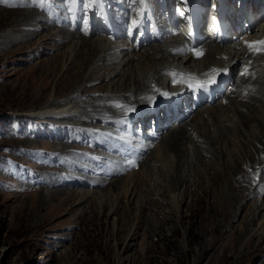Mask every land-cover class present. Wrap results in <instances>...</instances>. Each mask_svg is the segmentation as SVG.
<instances>
[{
    "label": "bare ground",
    "instance_id": "bare-ground-1",
    "mask_svg": "<svg viewBox=\"0 0 264 264\" xmlns=\"http://www.w3.org/2000/svg\"><path fill=\"white\" fill-rule=\"evenodd\" d=\"M136 1L122 0L121 3H115L113 0H105L109 5V10L105 11L109 18L102 23L104 11H98V16L92 17L91 10L96 11L97 6L91 9L85 8L83 5L88 0H76L75 3L73 0H48L52 9L45 7L39 0H24L25 3L31 2L35 8L29 9L26 6L28 9L12 10H4L7 8L3 6L5 3L16 6L18 3L15 0L13 2L4 0L5 3L0 0L3 5H0V19L7 18L5 25L9 28L8 32L0 34V47L26 41V46L30 47L31 51L39 50L41 47L59 48L51 55L53 63L47 62L46 70L53 74L61 67L65 72L69 71L71 65L76 68L68 76V79L73 78L76 84L66 97L72 98L73 101L65 102L66 98L48 100L41 109L29 110L20 115L36 121H58L59 124L63 123L62 121H69L65 127L61 126L67 130V138L78 146L81 143L89 146L91 150L98 144L102 151L95 153V150L92 156L104 160L105 155L106 165L115 166L113 171L116 169L121 171L120 167L131 166L133 161L129 159L130 157H136L138 160L144 155L141 168L149 162L151 168L159 172L161 175L159 177H163L159 178L158 182L161 185L154 191L155 193L152 192L151 187L144 189L143 192L147 196L146 201L157 208L158 216L161 217V219L158 216L153 219L151 213L147 214L155 231L162 229L161 222L169 220L170 216L174 215L175 226L169 230L170 234L166 230V234L173 236L179 227L177 223L181 220V202L185 200V205L187 204L190 209L194 203L196 188H199L202 195H209L206 218L212 220L209 222L215 226H211L210 240L204 244L207 246H199L197 253L213 252L216 250V244L222 241L224 236L223 231L222 236L215 234L221 232L220 225L222 226L226 221L224 230L232 228L230 221L237 219L238 213L246 209L244 205L247 204L250 196H264V184L262 182L259 184L260 181L264 182L262 177L264 176V54H252L245 46V42L264 40V10L258 12L247 0V5L242 7V11L239 10L241 11L239 15L234 11V17L231 19L233 24L225 23L217 28L210 23L204 28L205 22L201 33L183 39L179 30H174V21L187 9L186 5L190 6V0H165L162 5L165 14L161 12L158 20L155 21L156 31L152 30L151 26L149 30L146 21L151 8L157 7L158 0H144L143 4L140 0ZM223 2L229 13L232 0H223ZM128 3L129 7H127ZM214 3L216 4V0ZM259 4L260 0H255L254 7ZM120 5L124 10L120 11ZM36 7L40 11L37 12ZM59 7L62 13L57 9ZM236 8H239V5ZM9 12L13 13L11 19ZM125 14L127 21L124 20ZM30 20L33 23L30 24ZM134 20L138 27L129 35ZM241 22H244L243 27ZM40 23L41 30L44 28L51 30L40 35L41 30L37 29ZM60 23L71 28L59 25ZM77 23L80 25L79 31H76ZM25 25L31 27L24 28ZM237 29L240 35L232 40L230 32L236 34ZM52 41L54 46H46V43L51 44ZM196 51L201 55H195ZM135 55L137 58H134ZM168 55L171 58L167 57ZM56 59L59 61L56 62ZM245 71L246 74L241 75ZM101 78L107 81L99 83ZM212 79L215 83L209 84L206 88L198 86L201 83L207 84ZM227 85L229 87H226ZM80 95H85V98L77 99L76 97ZM132 98L139 103H132ZM214 102L217 104L215 105ZM117 104L122 107H116ZM150 117L152 121L149 120ZM168 119L172 120L171 126H174L172 127L174 130L164 133L166 126L163 125H166ZM86 120L89 123L83 122ZM161 133L158 144H152L151 141L157 140ZM87 142L90 144L88 145ZM53 146H60L62 151L71 152L69 147L74 145L53 143L52 148ZM150 147L154 148L146 155ZM104 149L117 152L120 156L110 154ZM50 154L59 156L60 158H56L59 161L65 159L64 153L60 151ZM70 159H66L65 164L72 165ZM101 167L102 170L107 168ZM48 170L46 172L49 173L58 171L54 168ZM110 173L112 171L109 175ZM75 175L74 170L70 169L66 170V182H63V179L49 182L47 180L49 176L45 179L46 182L58 186L74 187V185L78 186L74 180ZM132 176L133 174L130 173L124 176L127 185H124L125 181L118 177L112 179L105 189H78L80 187L78 186L77 189L72 190L60 187L61 189H54L53 192L80 196L76 203L87 196L84 194H93L94 198L88 204L92 203L104 209L108 204L109 195L117 197L120 194L133 193V191L128 192ZM219 178L221 182L216 187ZM109 185L112 188H109ZM110 189H114V194ZM84 190L86 191L83 192ZM163 191L169 196L170 204L164 206V208L169 207V211L162 209L161 202L165 201L159 197V194ZM197 195L199 196L198 193ZM66 197L67 202L72 199ZM116 200L117 198H114V201ZM139 202L133 203V207L136 205L137 210L140 207ZM260 203L255 199L250 205L252 209L244 217L242 230L247 232L246 227L256 224L252 215L260 213H254L255 209L264 211V205ZM64 206L60 205L61 209ZM113 210L112 206L107 214H113ZM259 215L261 217L257 220V226L262 227L261 231L264 232V214ZM212 218H215V221ZM114 219L116 220L117 217L115 216ZM155 231L152 234L157 237ZM203 231L206 232L207 229ZM254 233L250 235L249 242L255 241L254 237H261L260 233L258 235ZM162 239L168 241L166 238ZM129 246L128 243L125 244L124 249L127 250ZM178 247L182 253L188 251L184 242ZM162 262L175 264L164 259ZM134 264H138V261Z\"/></svg>",
    "mask_w": 264,
    "mask_h": 264
},
{
    "label": "rangeland",
    "instance_id": "rangeland-1",
    "mask_svg": "<svg viewBox=\"0 0 264 264\" xmlns=\"http://www.w3.org/2000/svg\"><path fill=\"white\" fill-rule=\"evenodd\" d=\"M11 1L13 2V0ZM15 1L18 3L16 6L10 3L7 5L4 0H2L5 3L4 6L1 5V2L0 5L7 8L4 10L35 8L31 2L25 3L24 0ZM39 1L44 3L45 7L52 9L49 7L50 2L48 0ZM115 1L122 2V0ZM160 1L164 3V0H159L158 2ZM30 4L32 5L30 6ZM122 5L119 6L120 11L124 10ZM127 7H129V3ZM57 9L62 13L60 7ZM36 10L37 12L40 11L37 7ZM57 13L60 14L59 12ZM129 13L130 10L128 11ZM9 15V19H11L13 13L9 12ZM53 18L55 19L54 16ZM6 19L2 17L0 19V34L9 31V28L5 25ZM124 20L127 21V14L124 15ZM30 21V24L33 23L32 20ZM40 22L43 24L42 21ZM41 23L37 26L39 30H41ZM59 25L64 24L60 23ZM64 26L66 27L67 25ZM30 27L31 25L24 26V28ZM66 28L71 27L67 26ZM79 29L80 25L78 24L76 31H79ZM49 30L51 29H42L40 35ZM237 35L238 33L234 34L235 37ZM116 38L118 39V37ZM231 39L233 40L234 38ZM25 42H16L10 46L5 44L3 45L4 47H0V264H120V262H123V264H134L136 261L140 264V260H142L141 264H145V262L146 264H163V259L175 264L264 263V232L261 231L262 227L257 226V220L261 217L259 214H264V211L255 209L254 213H260L256 215L250 214V216H254V223L256 224H253L249 228L246 227L247 232L244 229L242 230L244 217L252 209H250V205L254 203L255 199H258L261 202L260 204L264 205V196H250L247 204L244 205L246 209L238 213L239 217L237 219L231 220L232 222L230 221L232 228L224 230L227 224L225 221L222 226L220 225L221 232H215V234H221L220 236H222V231L224 234L222 241L216 244V250L213 252L208 251L206 254L202 252L199 254L197 253V248L202 245L206 247L207 245L205 246L204 244L211 237L210 229L212 225L209 221L212 220H207L206 218L209 208V195H202L199 188H196L194 190L196 194L193 200L194 203L190 209L187 207V204L185 205V200L181 202V220L180 223H177L179 227L173 236L166 234V230L169 233V230L175 226L173 221L174 215H171L169 220L161 222L162 229L155 231L147 214L151 213L153 219H156L158 210L155 206L152 207L149 201H146L147 196L143 192L144 189L149 187L153 188L152 192L156 191L161 185L158 182L159 178L163 177H159L161 175L153 167L151 168L149 162L141 168V164L145 159L144 155L138 160H136V157H130L129 159L133 161L131 166L120 167L122 168L121 171H117L116 169L114 172L115 166H112V168L106 165L104 160L107 162V159L103 152L104 160L92 156L97 151H102V148L98 144H96L98 147L96 146L91 150V147L85 146L82 143L78 146L67 138V130L61 126L65 127V125L69 124L67 123L69 121H62L63 123L59 124L57 123L58 121H36L20 115L29 110L41 109L48 100L66 98L67 94L74 89L73 87L76 84L73 78L68 79L71 71L76 70L73 65L66 72L62 70V67L53 74L46 70L47 62L53 63L51 55L58 51L59 48L41 47L39 50L31 51V48L26 46L27 42ZM34 45L37 46L36 44ZM48 45L54 46V41L51 44L46 43V46ZM167 57L170 56L168 55ZM134 58H137V55ZM58 61L56 59V62ZM237 71L238 68L236 69V73ZM106 81L107 79L103 80L101 78L99 83ZM226 87L229 86L227 85ZM76 98L84 99L85 95H80ZM69 101H73L72 98H66L65 102ZM100 102L102 103L103 101ZM131 102L139 103L135 98H132ZM217 102H214L215 105ZM85 118L88 119V117ZM169 120L166 125H163L166 126L164 133L174 130L172 128L174 126H171L172 120ZM80 121L78 120V122ZM150 121H152V117H150ZM73 122L78 123L77 121ZM83 122L89 123L88 120ZM130 133L134 135V133ZM161 135L162 133L158 136L157 140L151 141V143L157 145L159 139H161ZM53 143H67L74 146L69 147L71 152H65L64 150L63 152L60 146H53L52 148ZM120 146H122L121 143ZM152 148L146 151V155L153 150ZM59 151L62 154L64 153L63 156L65 157L61 161L56 159L60 158L59 156H52L50 154V152L59 153ZM105 151L120 156L117 152H109L107 149ZM84 155L85 157H83ZM66 159H70L73 164H65ZM91 161H94V163H91ZM100 165L103 168L107 167L106 170L103 169L105 170L104 174ZM52 168L58 169V171H54V173L53 171H50V173L46 172V170ZM70 169H73L77 175V177L75 175L74 180L80 186L79 188L76 185L74 187L58 186L49 183L61 181L62 179L63 182H66V170ZM106 171L108 172L106 173ZM111 171L112 173L109 175ZM128 173L133 174L131 177L132 181L128 187V192L133 191V193L131 195L129 193L126 195L120 194L117 197L109 195L108 204L104 209L92 203L88 204L94 198L93 194H84L87 196L81 202L76 203L80 196L74 197L73 195L69 196L68 194L53 192L54 189L58 190L61 188H71L72 190L77 188L91 190L105 189L112 179L120 177L121 180H124V176ZM46 176H49L47 178L49 182H46ZM94 176L97 178H94ZM262 177L264 178L263 175ZM124 181V185H127V181ZM220 182L221 179L219 178L216 182V187ZM261 182L264 184L263 181H260L259 184ZM50 188L52 189L50 190ZM109 188H112V186L109 185ZM40 189L42 190V194ZM110 190L114 194V189ZM60 191L62 192V190ZM49 192H51L52 196ZM41 195L43 196L41 197ZM66 196L72 199L70 198L71 200L67 202L65 200ZM159 197L165 201L161 202L162 209L169 211V207L164 208V206L167 207L170 204L167 193L163 191L159 194ZM114 198H117V200L114 201ZM137 201H140L139 210H137V207L135 208L136 205L133 207V203ZM60 205L65 206L61 209ZM112 206L114 210L110 216L107 212H110ZM115 216L117 219L113 220ZM248 218L250 217L248 216ZM212 219L215 221V218ZM214 226L213 224L212 227ZM204 229H207V231L204 232ZM154 231L157 233V237L153 236L152 233ZM253 233L255 235L260 233L262 238L254 237L253 240L255 241L249 242V237ZM162 238H166L168 241ZM182 242H184L185 247L188 249L186 253L179 251L180 248L178 246ZM127 243L130 246L125 250L124 245Z\"/></svg>",
    "mask_w": 264,
    "mask_h": 264
},
{
    "label": "snow or ice",
    "instance_id": "snow-or-ice-1",
    "mask_svg": "<svg viewBox=\"0 0 264 264\" xmlns=\"http://www.w3.org/2000/svg\"><path fill=\"white\" fill-rule=\"evenodd\" d=\"M73 2L75 3L76 0H73ZM141 4L144 3V0H140ZM97 3V0H88L87 3H84V7L85 8H93ZM138 27V24L137 22L134 20L133 23H132V27L129 29V35L132 34V30L134 28ZM245 46L249 49V51L252 53V54H264V40H261V41H253V42H245ZM195 55L199 56L201 55L200 52L196 51L195 52ZM216 70L214 69L213 72H215ZM246 74V71L244 73H241V75H245ZM215 83V80L212 79L211 81H208L207 84L205 83H201L199 84L198 86L199 87H204L206 88L209 84H213ZM118 107H122L121 105H117Z\"/></svg>",
    "mask_w": 264,
    "mask_h": 264
}]
</instances>
